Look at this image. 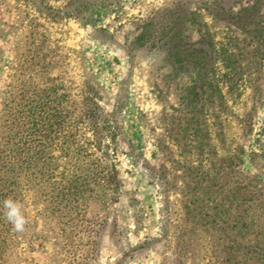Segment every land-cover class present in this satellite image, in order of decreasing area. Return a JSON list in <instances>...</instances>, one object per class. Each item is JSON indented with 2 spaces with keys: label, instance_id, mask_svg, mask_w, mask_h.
I'll return each mask as SVG.
<instances>
[{
  "label": "rangeland",
  "instance_id": "rangeland-1",
  "mask_svg": "<svg viewBox=\"0 0 264 264\" xmlns=\"http://www.w3.org/2000/svg\"><path fill=\"white\" fill-rule=\"evenodd\" d=\"M37 1L51 9L0 0V108L24 87L68 101L73 124L91 76L106 110L120 105L124 194L54 231L39 220L15 264H224V178L233 165L237 179L240 147L239 171L264 184V0H90L83 17L81 0Z\"/></svg>",
  "mask_w": 264,
  "mask_h": 264
},
{
  "label": "trees",
  "instance_id": "trees-1",
  "mask_svg": "<svg viewBox=\"0 0 264 264\" xmlns=\"http://www.w3.org/2000/svg\"><path fill=\"white\" fill-rule=\"evenodd\" d=\"M29 1L38 9H51L43 1ZM91 3L81 0L77 13L83 17ZM48 10L54 16L60 12ZM20 90L14 95L11 89L4 91L0 108V128L7 134L6 144H0V264H15L13 258H19L20 251L35 249L39 220L54 231L77 220L91 204L102 210L112 208L124 194L113 162L122 145L119 142L124 140L120 105L106 110L100 84L91 76L85 81L80 115L74 125L68 120V101L50 94L31 97L24 87ZM57 135L61 143L53 144ZM46 139L50 142L45 143ZM132 148V144H124L123 151L132 157ZM238 153L234 164L237 179H230L233 165L224 178L227 188L220 225L223 262L264 264V184L259 185V176L239 171L245 163L244 148ZM7 198L22 204L28 220L22 232L15 231L3 216ZM211 218L214 223V216ZM22 244L25 246L20 247Z\"/></svg>",
  "mask_w": 264,
  "mask_h": 264
},
{
  "label": "clouds",
  "instance_id": "clouds-1",
  "mask_svg": "<svg viewBox=\"0 0 264 264\" xmlns=\"http://www.w3.org/2000/svg\"><path fill=\"white\" fill-rule=\"evenodd\" d=\"M3 216L18 232L24 231L25 225L28 223L22 212V204L12 198L3 201Z\"/></svg>",
  "mask_w": 264,
  "mask_h": 264
}]
</instances>
